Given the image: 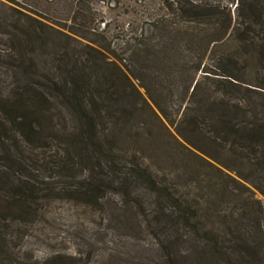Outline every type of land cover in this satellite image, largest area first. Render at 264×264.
<instances>
[{
	"label": "rangeland",
	"instance_id": "obj_1",
	"mask_svg": "<svg viewBox=\"0 0 264 264\" xmlns=\"http://www.w3.org/2000/svg\"><path fill=\"white\" fill-rule=\"evenodd\" d=\"M164 1H78L83 16H94V27L99 26L100 30L104 28L99 36L83 30L72 33L74 21L70 18L56 19L55 10L53 13L47 12L62 24L49 20L50 23L72 35L74 40H66L63 35L51 30L55 42L51 41L47 49L40 51V66L36 67L35 74L30 78L31 84L50 92L51 103H46L44 110L48 117L44 133L62 135L71 133L74 127L79 126V119L52 96L53 85L49 80L60 76L59 69L55 67L58 62L53 57L58 58L62 47L72 49V55L79 59L78 66L87 57L86 43L96 46L100 43L102 47L111 44L112 51L119 53L120 47L132 34L131 25L144 23L149 17L166 12ZM215 1L230 7L233 25H242L248 20L247 8L254 0ZM11 7L16 5L0 0V97L9 94L15 85L11 80L12 72L8 68L10 58L7 55V39L11 29L13 31L11 25L15 24ZM61 8L64 18L66 7ZM237 36L238 32L222 40V45L217 49L234 51L238 45ZM111 53L110 57L115 59ZM170 55L169 63L179 60L178 54ZM118 63L127 73L130 67L132 74L138 77L135 79L131 75V80L141 97L134 93L133 106H124L125 109L104 104L105 111L113 107L116 113L109 112L107 115L105 112V116L98 120V128L102 133L117 138V148L123 151L127 160L139 157L140 163L153 172L157 184L171 193L172 201L182 206L188 204L192 212L199 216L200 222L194 217L190 221L191 226H185L177 218L178 214H173L176 210L171 207V202L160 198L145 183L133 184L132 196L109 192L103 198L102 206H90L61 193L48 198L42 196L44 192H41L39 199L33 202L35 211L31 214L12 209L5 216L6 220H2L6 224L2 230L6 229V245L3 248L7 254L0 264H264V242L261 243L260 239L264 235V193L238 178L245 183L247 190L217 171L215 166L235 176L236 172L228 168L232 163L228 159L233 157L229 154L228 146L218 152L217 147H213L208 140L213 135L211 126L207 125L208 131L204 135L190 133L192 127L185 121L193 114L191 108L200 99L191 94L190 85L197 80H205L203 74L207 73L185 70L179 65L144 70L142 64H138V68L129 59L123 62L118 60ZM205 63L209 69L223 64V61L219 62L217 56L210 58L208 53ZM232 71L239 75L236 81L239 87L261 90L251 84H264V61H258L255 66L254 62L247 65L240 60ZM97 72L101 75L104 68ZM202 82H206L207 88L215 86L211 81ZM126 88L132 93V87ZM88 101L92 102L91 99ZM183 137L196 147L206 146V151L195 148ZM47 142L49 144L45 148L38 146L34 149V155L46 161L55 152L62 153V148L57 147L55 141L50 139ZM30 154L26 153V156ZM53 170L50 167H37L35 179L38 184L45 187V182H50L58 190L66 187L64 179ZM16 174L22 175L18 170ZM236 235L241 240L246 236L253 237L252 245L242 242L235 247L232 240ZM211 238L218 239L222 255L213 256L208 250ZM255 238H258L257 242H254Z\"/></svg>",
	"mask_w": 264,
	"mask_h": 264
},
{
	"label": "trees",
	"instance_id": "obj_2",
	"mask_svg": "<svg viewBox=\"0 0 264 264\" xmlns=\"http://www.w3.org/2000/svg\"><path fill=\"white\" fill-rule=\"evenodd\" d=\"M7 1L16 5L11 7L15 24L11 25L13 31L11 29L7 39V55L10 58L8 68L15 85L9 94L0 97V263L7 254L3 248L6 245V229L2 230L6 224L2 220H6L5 216L12 209L31 214L35 211L33 202L39 199L41 192H44L42 196L48 198L61 193L90 206H102V200L109 192L132 196L131 186L145 183L160 198L171 202V207L176 210L173 214L177 213V218L185 226H191L190 221L194 217L199 221V216L192 212L188 204L182 206L172 201L171 193L166 187L157 184L153 172L140 163L139 157L127 160L123 151L117 148V138L102 133L98 128V120L105 116V112L107 115L109 112L116 113L113 107L105 111L104 104L110 103L125 109L133 106V96L141 97L131 80V75L135 79L138 77L132 74L130 67L127 73L118 60L123 62L129 59L138 68V64H142L144 70L179 65L185 70L207 73L203 74L205 80L200 79L190 85L191 94L200 99L191 108L193 114L185 120L192 127L189 131L204 135L208 131L207 125L211 126L213 135L208 138L210 144L217 147L218 152L228 146L230 156L233 155L228 159L232 160L228 168L236 173L231 176L219 167L214 168L235 184L248 190L245 183L239 181L238 178H241L264 193V84H251L261 90L239 87L236 82L239 75L232 71L240 60L247 65L254 62L255 66L258 61H264V2L254 0L250 4L247 8L248 20L242 23L243 26L240 24V29L239 24L233 25L231 9L223 2L165 0L166 12L155 14L144 23L131 25L132 34L120 47L119 53L112 51L111 44L102 47L100 43L97 46L86 43L84 48L87 57L78 66L79 59L72 55V49L62 47L58 58L53 57L58 62L55 67L59 69L60 76L49 80L53 85L52 96L79 119V126L74 127L71 133L58 135L44 133L48 118L44 110L45 104L51 103L50 92L31 84L30 78L35 74L36 67L40 66V51L47 49L51 41L55 42L51 30L63 35L66 40L74 38L54 27L49 20L62 23L52 19L47 12L53 13L55 10L56 19L70 18L74 21L71 32L75 34L79 30L99 36L104 28L100 30L99 26L94 27V16H83L78 7V1L81 0ZM63 6L66 7L64 18L61 14ZM237 32L238 45L234 51L217 49L222 45V40H227ZM110 53L115 59L110 57ZM208 53L210 58L217 56L223 64L208 69L205 65ZM170 54H178L180 61L169 63L172 58ZM101 67L104 72L100 75L97 71ZM202 81L214 82L215 86L207 88L206 82ZM127 86L132 87V93L128 92ZM202 90L201 96L199 93ZM50 139L62 148V153L55 152L47 161L34 155V149L38 146L45 148ZM183 139L195 148H201L186 137ZM203 148L201 150L205 152L206 146ZM26 153H31V156H26ZM37 167L54 169L64 179L66 187L58 190L50 182H45V187L40 186L35 179ZM17 170L22 175L16 174ZM252 238L246 236L242 241L236 235L232 241L235 247H239L242 242L252 245ZM216 239L211 238L208 250L218 257L222 251ZM260 239L261 243L264 242V235Z\"/></svg>",
	"mask_w": 264,
	"mask_h": 264
}]
</instances>
